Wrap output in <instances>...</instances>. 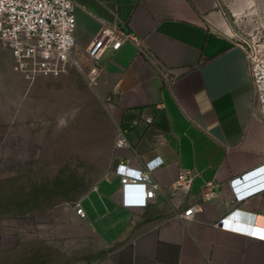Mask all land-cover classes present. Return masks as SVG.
<instances>
[{"label":"crops","instance_id":"obj_1","mask_svg":"<svg viewBox=\"0 0 264 264\" xmlns=\"http://www.w3.org/2000/svg\"><path fill=\"white\" fill-rule=\"evenodd\" d=\"M73 2L75 57L88 60L86 48L103 25L133 33L149 55L125 42L98 61V92L128 144L115 145L110 168L78 202L106 249L91 264H264V124L245 50L233 39L225 10L264 8V0ZM10 61L16 66L0 46V65ZM38 76L28 73L30 80ZM156 157L162 164L152 176L161 190L145 207H123L115 167L139 168ZM187 170L196 174L189 192L175 191L174 181ZM207 182L219 194L201 202ZM225 196L254 218L250 237L214 226L227 211ZM196 204L193 219L177 217ZM234 222L250 227L245 218Z\"/></svg>","mask_w":264,"mask_h":264},{"label":"rangeland","instance_id":"obj_2","mask_svg":"<svg viewBox=\"0 0 264 264\" xmlns=\"http://www.w3.org/2000/svg\"><path fill=\"white\" fill-rule=\"evenodd\" d=\"M225 10L233 34H264V8ZM89 79L85 57L33 80L0 65V264H91L106 251L76 214L119 130Z\"/></svg>","mask_w":264,"mask_h":264},{"label":"built area","instance_id":"obj_3","mask_svg":"<svg viewBox=\"0 0 264 264\" xmlns=\"http://www.w3.org/2000/svg\"><path fill=\"white\" fill-rule=\"evenodd\" d=\"M75 4L73 0H0V46L9 51L16 63V69L25 71L32 76L57 77L70 62H75L74 48L76 45ZM233 39L246 53L248 75L251 81L264 124V34L258 36L249 33L233 34ZM134 45L137 50L147 52L142 40L130 32H123L117 25H103L89 46L86 54L89 64L90 83L96 85L101 68L98 61L107 50H118L123 43ZM150 58V57H149ZM163 78L168 82L173 77L162 70ZM148 122L151 118L147 119ZM127 140L121 129L118 130L117 147L127 146ZM162 161L156 157L142 163L139 168L119 163L113 175L120 184L121 205L125 208L145 207L161 190L160 185L153 179V172L160 167ZM196 174L182 171L174 181L172 188L187 194ZM217 185L207 182L199 193L201 202L218 196ZM234 198L223 197V205L227 209L225 215L214 226L243 235L251 236L254 218L244 215L235 208ZM199 205H189L177 217L181 220L193 219ZM76 214L83 218L84 212L76 205ZM235 218H245L250 227L241 226L234 222Z\"/></svg>","mask_w":264,"mask_h":264}]
</instances>
